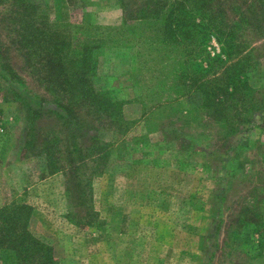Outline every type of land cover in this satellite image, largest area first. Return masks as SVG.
<instances>
[{
    "label": "rangeland",
    "instance_id": "1",
    "mask_svg": "<svg viewBox=\"0 0 264 264\" xmlns=\"http://www.w3.org/2000/svg\"><path fill=\"white\" fill-rule=\"evenodd\" d=\"M44 1L52 22H120L115 0ZM13 8L0 0V43L21 79L0 77V209L32 206L28 227L57 264H264V37L242 32V45L253 47L247 77L256 110L236 117L233 131L197 110V95L177 97L171 82L153 81L149 47L139 62L130 38L108 43L90 85L119 102V124L42 77L41 54L18 37L25 24L15 26ZM171 63L160 71L165 81ZM41 98L74 109L89 136L79 133L72 146L48 104L33 123L28 103ZM49 161L67 174L51 172ZM0 264L13 263L0 255Z\"/></svg>",
    "mask_w": 264,
    "mask_h": 264
},
{
    "label": "trees",
    "instance_id": "2",
    "mask_svg": "<svg viewBox=\"0 0 264 264\" xmlns=\"http://www.w3.org/2000/svg\"><path fill=\"white\" fill-rule=\"evenodd\" d=\"M11 1L14 7L11 12L16 16L13 23L16 26L21 20L25 24L16 27L18 37L24 45L37 47L41 54L42 77L55 82L61 92L71 88L73 96L77 95V99L88 102L119 124L123 118L119 102L111 100L107 91L95 90L90 85V76L104 46L110 42L122 45L129 38L135 44L139 62L144 59L140 52L143 46L149 47L150 53H162L164 58L159 62L158 55L147 54L149 60L157 57L149 68L151 79L157 80V84L158 79L171 82L178 90L174 94L177 97L182 96L181 90L197 95L196 109L204 116L222 121L233 131V122H239L236 117L242 120L239 117L244 112L256 110L247 77L254 66L249 65L253 47L242 45L241 37L243 31H255L264 37V0H120L122 25L114 27L91 21L76 25L52 22L46 13V1ZM144 28L148 31L146 35L142 33ZM125 29L129 37L124 34ZM213 41L219 51L212 55L208 46ZM8 49L7 44L0 43V77L9 83H20L7 57ZM170 62L172 67L165 81L164 63ZM38 101L35 107L28 103L33 123L48 104L51 114L67 128L72 146L79 133L89 136L93 128L81 121L70 106L58 99L51 104L42 98ZM229 112L233 120H228ZM77 164L78 161L69 158L67 167L75 173ZM49 165L51 172L59 170L67 174L68 168L54 166L51 161ZM32 210L26 203H13L0 209V255L5 262L13 264H57L51 246L36 238L28 227Z\"/></svg>",
    "mask_w": 264,
    "mask_h": 264
},
{
    "label": "crops",
    "instance_id": "3",
    "mask_svg": "<svg viewBox=\"0 0 264 264\" xmlns=\"http://www.w3.org/2000/svg\"><path fill=\"white\" fill-rule=\"evenodd\" d=\"M116 1V3H117V5L120 7V9H121V17H120V22H119V24H121L122 23V20H123V11H122V7H121V2H120V0H115ZM99 24H102V23H99ZM119 24H102L103 26H107V27H114V26H118Z\"/></svg>",
    "mask_w": 264,
    "mask_h": 264
}]
</instances>
